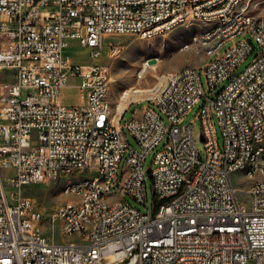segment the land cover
<instances>
[{"label":"built area","instance_id":"obj_1","mask_svg":"<svg viewBox=\"0 0 264 264\" xmlns=\"http://www.w3.org/2000/svg\"><path fill=\"white\" fill-rule=\"evenodd\" d=\"M254 9L245 0H0V73L7 76L0 82V167L13 169L10 192L0 171V264H264V183L249 179L240 199L230 177L241 172L253 139L264 135V17ZM233 10H246V18ZM188 16L214 22L197 37L209 48V66L163 72L160 87L134 100L145 104L123 124L133 92L112 106L109 67L97 61L103 38L146 37ZM154 20L162 27L154 28ZM72 40L94 61L74 62L66 52ZM200 69L209 90L218 88L213 96ZM70 87L75 103L62 101ZM197 104L203 150L194 122L184 121ZM253 164L264 168V142ZM83 175L90 182L70 190L85 191L83 203L62 201L50 217L75 238L55 242L22 188ZM106 195H118L117 207H99Z\"/></svg>","mask_w":264,"mask_h":264},{"label":"rangeland","instance_id":"obj_2","mask_svg":"<svg viewBox=\"0 0 264 264\" xmlns=\"http://www.w3.org/2000/svg\"><path fill=\"white\" fill-rule=\"evenodd\" d=\"M253 7H255L253 11L254 14L264 17V0H256L252 8ZM208 25L209 24L207 22L204 23L201 19L187 18L173 29L150 38L132 34H110L105 36L103 38V52L97 61L102 62L109 67V92L112 106H116V104L120 101L122 94L127 90L130 92L133 89H143L151 86H157V88H159L161 82V80H159V75L167 70L181 68L185 65L199 66L203 64L205 62V56L201 49L198 50L200 47L194 37ZM245 36L247 37L248 35ZM241 37L243 36L233 38L227 42L222 49L224 50L232 46ZM110 46H113L114 48L110 49ZM114 49H116V51L111 53ZM257 50L258 48L255 46V50H253L235 70L236 74L242 71L245 66L252 61ZM66 52L76 63H91L94 61L89 55V49L80 45L76 40L70 41ZM145 61L154 62L156 63V66L153 68L147 67L144 73L145 76L138 80L137 74L141 69H143ZM200 72L205 91L209 94V96H213L218 88L210 91L204 70L200 69ZM153 73H157L158 76H152ZM5 77L7 76H4L1 72L0 82L3 81ZM138 97L140 98L142 95L139 94L138 96H129L127 102H131V104L122 119L123 124L130 120L133 113L138 111L140 106L145 104L143 101L139 104L135 103L136 101L134 100ZM62 101L65 103H75L78 101L77 91L74 87L67 88L63 91ZM198 106L199 104L194 106V108L185 117L184 121L194 122V137L196 144L200 150H203L204 144L201 135V122L196 117ZM215 124L216 136L218 138V142L222 145L223 137L216 119ZM127 139L133 146L136 148L138 147L136 140L128 131ZM165 139L166 138H164L163 142ZM153 152L154 151L147 155L145 167L151 164ZM0 171L5 189L7 192H10L11 188L7 183V177L13 174V169L7 165H1ZM230 177L232 182L239 188L238 197L240 199H244L246 196L244 190L247 188L250 180L245 177L242 171L240 172L238 170L233 171L230 174ZM65 181V178H62L61 180H46L26 185L22 188V194L30 197L35 205H37V207H39L44 213L43 231L55 242H64L75 238V236L63 234L59 228V221L53 222L50 219L53 210L59 203L68 198L72 199L71 196H67L62 192ZM146 183L147 203L151 204L153 197L150 188L151 179L149 177ZM115 198L116 196L113 195L112 199ZM127 198L131 203L137 205L139 208H144L142 204L135 202L129 197Z\"/></svg>","mask_w":264,"mask_h":264},{"label":"bare ground","instance_id":"obj_3","mask_svg":"<svg viewBox=\"0 0 264 264\" xmlns=\"http://www.w3.org/2000/svg\"><path fill=\"white\" fill-rule=\"evenodd\" d=\"M256 0H245V7L246 8H252V6L255 4ZM259 4V3H258ZM233 17L238 18H246V10H233ZM188 18H195V19H201L200 16H188ZM184 20H172L168 27L162 29V30H156L154 31V34H149L146 36V38H150L153 36H157L159 34H163L171 29H173L175 26L179 25ZM209 25L201 30L197 35H195V41L197 42L198 46L201 48V37L203 34L208 33V30L214 29V22H207ZM162 27V20H154V28H161ZM201 50L204 53V60L205 62L200 67H208L209 66V48H201ZM203 60V61H204ZM156 63L145 61L143 65V69L139 71L137 74L138 80L142 79L145 76V71L147 67H155ZM184 67V66H183ZM177 68V69H182ZM152 76H158L157 73H153ZM159 80H162V73L159 75ZM157 86L154 87H147L143 89H133L132 87V95L138 96L151 93L155 91ZM128 91V90H127ZM127 93V92H126ZM108 95L110 96L109 92V86H108ZM139 98V97H138ZM125 105V104H124ZM123 106V105H121ZM120 106V103L118 104V109L115 115V118H117L120 113L122 112L123 107ZM264 142V135H257L255 139L251 142V147L249 149V154L247 156H244V165L241 168V171L245 175L247 179H258L260 183H264V168H258L254 169L255 162H260V156H261V149L263 147ZM124 173H131V165H124ZM62 178H65V184L63 186L62 192L63 194L67 196H71V198H68L63 201L64 204H70V205H77L83 203V201L86 199V192L85 191H78V192H70L71 185H79V184H86V182H90V175H83V177L80 176H66V177H59L58 180H61ZM113 195H106V197L98 198V205L99 207H117L118 204V195H115L116 198L112 199Z\"/></svg>","mask_w":264,"mask_h":264},{"label":"crops","instance_id":"obj_4","mask_svg":"<svg viewBox=\"0 0 264 264\" xmlns=\"http://www.w3.org/2000/svg\"><path fill=\"white\" fill-rule=\"evenodd\" d=\"M175 69H177V68H175Z\"/></svg>","mask_w":264,"mask_h":264}]
</instances>
